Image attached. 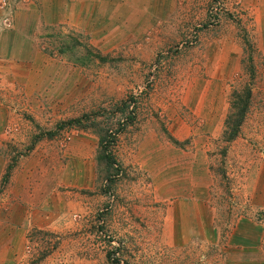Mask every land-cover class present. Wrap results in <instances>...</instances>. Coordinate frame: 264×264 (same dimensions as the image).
Wrapping results in <instances>:
<instances>
[{
  "label": "rangeland",
  "instance_id": "rangeland-1",
  "mask_svg": "<svg viewBox=\"0 0 264 264\" xmlns=\"http://www.w3.org/2000/svg\"><path fill=\"white\" fill-rule=\"evenodd\" d=\"M2 1L23 54L0 68V211L31 162L64 200L30 264L264 254V0H63L35 30L17 10L43 0Z\"/></svg>",
  "mask_w": 264,
  "mask_h": 264
},
{
  "label": "crops",
  "instance_id": "crops-1",
  "mask_svg": "<svg viewBox=\"0 0 264 264\" xmlns=\"http://www.w3.org/2000/svg\"><path fill=\"white\" fill-rule=\"evenodd\" d=\"M41 5L40 8H43L41 11H38L36 7L18 9V15H25L24 17L27 19L31 14L33 18L29 22L35 23L33 30L37 28L39 21L47 24L63 22L64 14H67L63 0H45V2L43 0ZM40 13H42V17L39 18ZM9 15L7 12L4 17L0 14V68L7 72L10 66L16 68L18 55L23 54L12 35L14 33L20 36L19 31H7L3 28L2 22L4 23ZM38 18L39 21H34ZM16 23L19 26V22L16 21ZM41 164L35 162L33 165H38L39 168L33 169L32 162L25 164L10 174L8 178V187L3 199L4 202H7L8 212L0 211V264H30L24 256V250L26 244L32 241L33 233L58 234L63 230L61 228L64 225L65 212L60 213L57 210L60 208L58 203L63 206L64 200L62 195L56 196L57 188L54 181L45 183L43 176L48 173L47 167L49 166H47V161ZM5 170V161L0 157V181L5 175ZM56 199L59 202H56ZM235 231L234 229L232 235ZM228 258H231L228 264H264V254L254 256L250 253V248L243 250L238 255L236 253L229 254V257H225V262ZM44 264L55 263L49 257Z\"/></svg>",
  "mask_w": 264,
  "mask_h": 264
},
{
  "label": "trees",
  "instance_id": "trees-1",
  "mask_svg": "<svg viewBox=\"0 0 264 264\" xmlns=\"http://www.w3.org/2000/svg\"><path fill=\"white\" fill-rule=\"evenodd\" d=\"M238 118H235L233 120V123L229 122V125L227 124L229 126L230 132H231L230 135H229L230 140H233V139H235L238 136L237 129H238V127H239V125H240V123L242 121V117H238ZM74 122L77 123V124H79V125L82 124L81 121H78V120L77 121H74ZM237 124H239V125H237ZM109 260H111V262L113 263V261H112L111 258Z\"/></svg>",
  "mask_w": 264,
  "mask_h": 264
},
{
  "label": "built area",
  "instance_id": "built-area-1",
  "mask_svg": "<svg viewBox=\"0 0 264 264\" xmlns=\"http://www.w3.org/2000/svg\"><path fill=\"white\" fill-rule=\"evenodd\" d=\"M1 4V8L4 9L7 5L6 1H2L0 2ZM33 252H34V247L32 245H28L27 248H26V258L30 257L33 255Z\"/></svg>",
  "mask_w": 264,
  "mask_h": 264
}]
</instances>
